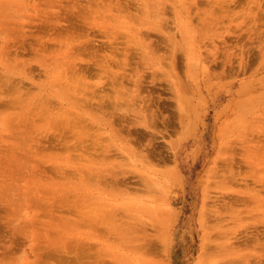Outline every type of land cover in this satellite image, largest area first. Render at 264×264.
Returning <instances> with one entry per match:
<instances>
[{
    "label": "rangeland",
    "instance_id": "374dc122",
    "mask_svg": "<svg viewBox=\"0 0 264 264\" xmlns=\"http://www.w3.org/2000/svg\"><path fill=\"white\" fill-rule=\"evenodd\" d=\"M0 264H264V0H0Z\"/></svg>",
    "mask_w": 264,
    "mask_h": 264
},
{
    "label": "bare ground",
    "instance_id": "6f19581e",
    "mask_svg": "<svg viewBox=\"0 0 264 264\" xmlns=\"http://www.w3.org/2000/svg\"><path fill=\"white\" fill-rule=\"evenodd\" d=\"M219 234H221V233H219Z\"/></svg>",
    "mask_w": 264,
    "mask_h": 264
}]
</instances>
